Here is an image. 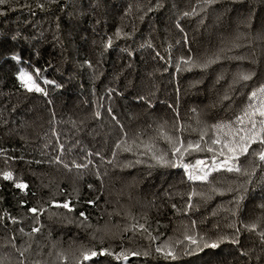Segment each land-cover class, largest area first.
Wrapping results in <instances>:
<instances>
[{"label":"trees","instance_id":"trees-1","mask_svg":"<svg viewBox=\"0 0 264 264\" xmlns=\"http://www.w3.org/2000/svg\"><path fill=\"white\" fill-rule=\"evenodd\" d=\"M262 87L264 0L0 4V264H264Z\"/></svg>","mask_w":264,"mask_h":264},{"label":"snow or ice","instance_id":"snow-or-ice-1","mask_svg":"<svg viewBox=\"0 0 264 264\" xmlns=\"http://www.w3.org/2000/svg\"><path fill=\"white\" fill-rule=\"evenodd\" d=\"M5 2H6V0H0V4H3ZM185 15H188V14L186 13ZM209 63H212V61H210ZM207 66H208L207 64L203 65V67H207ZM19 79L22 82V86L25 87L28 91H36V92H43L44 91L38 84L35 83V81L33 80V77L26 72L21 71L19 74ZM240 79L245 80V81L249 80V79H251V75H241ZM45 83H50V82L45 81ZM260 92L264 93V87H262L260 89ZM45 95H46V93H45ZM251 95H252V97H255L257 95V93L253 92ZM225 99H227V97H225ZM97 115H99V113H97ZM246 115H248L250 117V122H251V127L253 130V133H252L251 137H249V136L240 137L241 141H245V140L248 141V143H246L242 147H240V154L248 153V150H249L251 143L256 142L257 139H259L260 143H264V137H262L260 134V132H264V103H261L259 108L253 109L251 113H246ZM257 116L261 118L259 120V123L261 125L260 132L255 131L256 126H257V121L255 118ZM238 119H241V118H238ZM241 122H242V120H241ZM221 127H223V126L221 125ZM215 143H220V141L216 140ZM225 146L227 147V145H225ZM189 147L195 148L196 150H199V144L189 145ZM125 150H131V149H125ZM209 150H211V149H209ZM174 152L179 153L180 148H175ZM229 152L233 153V155L222 160V161H220L218 164L216 163V161L214 159V161H213L214 167H212L209 171H204L203 169H201V171L203 172L202 175H194V174L190 173L188 178L190 180H199L202 182H208L209 176L211 175V172H213V171H220L223 169V170H226L228 172L241 173L242 172L241 167L239 166V164L235 163V161H237L239 159V156L236 154V148L229 147ZM220 155L224 156V152L221 151ZM258 157L261 161H264V151L260 152L258 154ZM154 159H156L158 163L165 165V166H168L171 164L172 167H184L185 169L188 168V165H185L182 163L179 165L175 164V163H171L170 161L165 159L163 156H154ZM196 163H197V165H205V162L202 160H198ZM205 167H207V166L205 165ZM4 179L11 180L12 174L10 172L4 173ZM16 186L18 188H21V189H24L27 187V185H25L23 183L17 184ZM240 199H243V197H241ZM58 206H62L64 208H69L68 203H64L63 205H58ZM30 211L33 213H36L37 209L32 208V209H30ZM81 216H84V213H81ZM141 227H143V226L141 225ZM252 227L254 228L255 225H253ZM33 231H39V229H33ZM261 236L264 237V233H261ZM186 239L189 240L192 245L197 246L196 251H198V252H202V251H204V249H207V248L216 249L220 246L221 243L224 242V238H220L219 240L214 241V242H210V243L205 242L203 247H200L197 240L192 238L191 236L186 237ZM232 243H237V241L233 240ZM156 251L162 252L163 249L157 248ZM105 254H107L106 251H102L99 253V255H105ZM185 254L186 255H193V254H195V252L189 251V252H186ZM97 255H98V253L96 251H91L90 253H85V254H83V260L84 261L91 260L93 257H95ZM132 255L133 256L139 255V253H132ZM116 258L120 259L121 257L117 256ZM164 258L165 259H171L174 261L179 259V257L171 250L164 253ZM123 259L127 260L128 257L124 256Z\"/></svg>","mask_w":264,"mask_h":264},{"label":"rangeland","instance_id":"rangeland-1","mask_svg":"<svg viewBox=\"0 0 264 264\" xmlns=\"http://www.w3.org/2000/svg\"><path fill=\"white\" fill-rule=\"evenodd\" d=\"M21 72V71H20ZM20 72H19V74H20ZM23 72H26V71H23ZM26 73H28V72H26ZM29 74V73H28ZM30 75V74H29Z\"/></svg>","mask_w":264,"mask_h":264}]
</instances>
